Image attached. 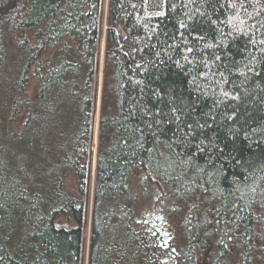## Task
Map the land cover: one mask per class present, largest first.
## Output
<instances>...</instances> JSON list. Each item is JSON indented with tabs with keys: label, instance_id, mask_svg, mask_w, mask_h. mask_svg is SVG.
<instances>
[{
	"label": "trees",
	"instance_id": "trees-1",
	"mask_svg": "<svg viewBox=\"0 0 264 264\" xmlns=\"http://www.w3.org/2000/svg\"><path fill=\"white\" fill-rule=\"evenodd\" d=\"M152 187L176 264H264V0H0V264H167Z\"/></svg>",
	"mask_w": 264,
	"mask_h": 264
},
{
	"label": "rangeland",
	"instance_id": "rangeland-1",
	"mask_svg": "<svg viewBox=\"0 0 264 264\" xmlns=\"http://www.w3.org/2000/svg\"><path fill=\"white\" fill-rule=\"evenodd\" d=\"M97 138V127L95 130V141ZM95 148V144H94ZM94 156V155H93ZM94 157L92 159L91 164V177H90V186L87 190L86 195V208H87V225L85 226V233H86V240L88 238L87 235H89V216L91 211V203H92V190H93V176H94ZM67 190L74 195H77V190L75 187V183L72 179H67ZM136 191H138V187H136ZM141 191V190H140ZM149 191L148 198H142L143 203L139 205L137 209V223L140 225V227L150 234L151 237H155L157 241L163 242L165 240V236H158L156 234L155 236L151 235V230H147L149 228L148 224L146 223L147 215L153 214L151 217V223L157 225L159 224V221H161L165 227V231L169 232L172 239L170 243V248L165 252V259L163 262H167V264H176V256L179 255L181 247L184 244L183 241V233H182V227H181V215L175 211L167 212L166 209L168 207L167 203L172 202V198L168 193H165V189L160 190L156 187H152ZM162 217V219H161ZM150 221V220H149ZM148 222V221H147ZM154 230V229H153ZM158 237V238H157ZM171 249H174L175 252H172ZM87 255L85 254V257ZM200 264H207V261L202 260Z\"/></svg>",
	"mask_w": 264,
	"mask_h": 264
},
{
	"label": "flooded vegetation",
	"instance_id": "flooded-vegetation-1",
	"mask_svg": "<svg viewBox=\"0 0 264 264\" xmlns=\"http://www.w3.org/2000/svg\"><path fill=\"white\" fill-rule=\"evenodd\" d=\"M153 216V214H148L147 215V219H146V223L148 224L149 228H147V230H151V235L155 236L156 234H158V236H162V232H166L168 234V236H165V240L170 238V240H168L167 243H165V240L163 242H159V245L163 248V250H168L170 248V243H171V235L169 232L165 231V227L163 225V223L161 221H159V224L155 225L153 223H151V217ZM150 220V221H149ZM138 221V220H137ZM148 221V222H147ZM154 229V230H153ZM158 229H160V231H158ZM158 238V237H157ZM173 249H171L172 251ZM173 252V251H172Z\"/></svg>",
	"mask_w": 264,
	"mask_h": 264
},
{
	"label": "water",
	"instance_id": "water-1",
	"mask_svg": "<svg viewBox=\"0 0 264 264\" xmlns=\"http://www.w3.org/2000/svg\"><path fill=\"white\" fill-rule=\"evenodd\" d=\"M161 219H162V217H161ZM158 230H159V229H158ZM162 235H163V236H166V237L168 236V234H167L166 232H165V233L162 232ZM168 240H170V238L166 239V240H165V243H167ZM165 260L167 261V259H165Z\"/></svg>",
	"mask_w": 264,
	"mask_h": 264
},
{
	"label": "bare ground",
	"instance_id": "bare-ground-1",
	"mask_svg": "<svg viewBox=\"0 0 264 264\" xmlns=\"http://www.w3.org/2000/svg\"><path fill=\"white\" fill-rule=\"evenodd\" d=\"M94 164V163H93Z\"/></svg>",
	"mask_w": 264,
	"mask_h": 264
}]
</instances>
